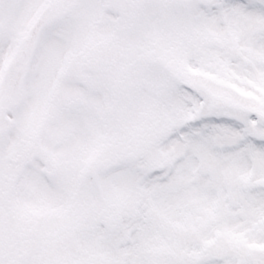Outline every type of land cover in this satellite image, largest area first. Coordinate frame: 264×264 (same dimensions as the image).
Wrapping results in <instances>:
<instances>
[{
  "label": "snow or ice",
  "instance_id": "obj_1",
  "mask_svg": "<svg viewBox=\"0 0 264 264\" xmlns=\"http://www.w3.org/2000/svg\"><path fill=\"white\" fill-rule=\"evenodd\" d=\"M0 264H264V0H0Z\"/></svg>",
  "mask_w": 264,
  "mask_h": 264
}]
</instances>
